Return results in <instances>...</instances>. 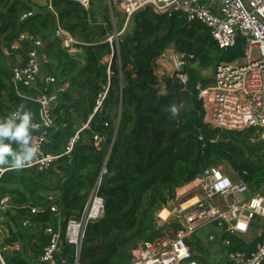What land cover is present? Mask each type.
Listing matches in <instances>:
<instances>
[{
  "label": "trees",
  "instance_id": "1",
  "mask_svg": "<svg viewBox=\"0 0 264 264\" xmlns=\"http://www.w3.org/2000/svg\"><path fill=\"white\" fill-rule=\"evenodd\" d=\"M28 13L32 15L21 20ZM115 14L116 27H123L125 16ZM88 18V12L76 0H51L44 7L29 0H0V93L5 91L9 103L3 116L24 101L3 81L11 78V70L4 65V51L11 50L22 32L43 41L50 60L47 71L60 84L69 85L71 99L45 134L42 150L58 156L52 170L6 173L0 181V197H11L16 211L13 219L31 221L30 205L47 206L50 201L41 194L59 190L60 212L67 219L82 213L100 178L98 194L104 200V214L87 227L80 264H130L140 242L161 236L155 214L163 208L164 199H175L185 178L193 180L208 165L224 162L237 180L247 184L250 193H259L264 184V153L262 148L249 144V131L238 133L206 124L194 89L199 82L205 86L210 83L202 72L242 56L241 41L232 49L220 50L205 26L190 23L181 14L160 16L148 9L135 15L129 34L118 51L112 52ZM104 19L109 25L107 14ZM58 27L80 43L79 54H69L61 46L55 36ZM29 48L24 43L17 53L24 55ZM169 48L189 60L185 91L173 78L156 73L158 58ZM105 89L107 96L94 113L96 99ZM90 117L89 129L78 132ZM76 135L71 155H65L66 146ZM95 135L104 138L101 150L93 147ZM47 175L57 179L59 188L47 182ZM46 209L37 215L42 221L52 222V213ZM150 224H154L153 230L148 229ZM168 228L174 234L180 225L171 223ZM230 240V251H249L258 239L250 245L240 237L232 236ZM186 244L194 261L211 263L212 245L206 241L203 229ZM73 254V247L65 246L68 264H72ZM9 263L29 264L18 252Z\"/></svg>",
  "mask_w": 264,
  "mask_h": 264
},
{
  "label": "built area",
  "instance_id": "2",
  "mask_svg": "<svg viewBox=\"0 0 264 264\" xmlns=\"http://www.w3.org/2000/svg\"><path fill=\"white\" fill-rule=\"evenodd\" d=\"M76 2L89 12L91 0ZM104 4L111 14L117 9L125 16L123 27L120 30L114 29L104 40L110 45L112 52L114 49L118 51L123 42L122 34L128 17L149 5L154 7L155 10L152 11L155 14H181L188 22L205 26L220 50L232 49L241 41L242 56L229 63L216 64L210 83L205 86L199 82L194 89L197 100L203 106L206 124L214 129L238 133L249 131V144L264 148V0H104ZM31 15H23L21 20ZM55 36L69 54L77 52L75 46L78 43L69 33L58 27ZM24 43H28L30 48L23 64L12 69L10 82L14 93L22 100L26 97L20 93V88L31 89L39 84L38 95L30 101L37 106L41 119L40 123H33L36 126L33 130V142L39 146V152L23 169L45 172L58 159V156L46 154L42 150L45 134L48 128L55 125L53 106L67 94L69 85L60 84L55 77L49 75L40 79L42 68L49 64L44 43L39 37L22 32L11 49H20ZM156 63L158 75L173 78L182 91L186 90L189 60L184 54L169 48L162 52ZM107 91L105 89L98 95L94 113L101 108ZM22 109L23 103L13 112ZM90 120L91 117L78 132L88 130ZM76 140L77 135L69 141L65 155H71ZM103 142V137H93V147L96 150L102 149ZM112 144L113 139L108 147V155ZM107 159L108 156L105 163ZM13 171L19 170L11 165H0V181L2 176ZM100 182L99 178L82 213L68 217L63 230H54L52 227L44 229L48 242L41 250L38 264H68V259L64 256L65 246L74 249L72 264H80L87 227L104 214V200L98 194ZM180 188L176 191L175 199L169 201L172 207L166 206L155 214L156 226L177 223L180 230L172 236L140 242L132 252L130 264H199L193 260L186 240L202 229L209 244L218 242L220 247L229 248L225 257L232 264H264V230L251 250L230 251V237L246 234L256 219H264V185L259 193L252 194L243 181L234 182L219 166L208 165ZM10 202L9 197H0V211L9 208ZM46 210L31 207L30 213L43 214ZM49 211L58 216L61 213L55 206H51ZM29 224L30 220L24 219L23 226L27 227ZM2 230L0 225V264H8L7 255L17 251L18 247L3 238ZM214 230L226 237L218 238L217 231Z\"/></svg>",
  "mask_w": 264,
  "mask_h": 264
},
{
  "label": "crops",
  "instance_id": "3",
  "mask_svg": "<svg viewBox=\"0 0 264 264\" xmlns=\"http://www.w3.org/2000/svg\"><path fill=\"white\" fill-rule=\"evenodd\" d=\"M29 1L36 6L44 7V6H48L50 4L51 0H29ZM105 8H107V6L104 4V0H91V7H90L89 12H88V15H89L88 20H89V24L91 25V27H94L98 30L100 36L102 33H103V35L108 36V34L112 33L114 29H117L116 19L114 18L113 14L115 12H118L119 10L114 9L113 14H111L109 9L107 8V10H105ZM104 14H107L109 25L105 22L106 20L104 19ZM73 39L75 40V38H73ZM105 39H103V41ZM14 42H13V44H14ZM77 43L78 44L75 46V48L77 49V52L72 54V55H76V54H79L81 52V48L79 46L80 43L79 42H77ZM18 50L19 49H16V50L12 49V51H4V53H5L4 65L6 68L10 69L11 71L15 66L23 64V62L25 61V58H26V54H24V55L18 54L17 53ZM12 56H13V59L11 58ZM48 65H50V60H49ZM46 66H44L42 68L40 79L43 78L44 76H48V75L52 76L48 73ZM209 79L211 80V78H209ZM3 81L5 84L10 85L12 87L10 80L8 82L5 79H3ZM58 83H59V81H58ZM38 88H39V84L35 88H31V89L20 88V93L26 97L25 100L23 99L24 101L21 102V103H23V109L22 110L23 111H30L32 113V117H33L32 122L33 123H40V119H41L39 116L38 110L36 109V111H35L32 109L31 105L32 104L35 105V103L33 101H30L32 98H35L38 95L37 94ZM12 89H13V87H12ZM15 96H16V94H15ZM70 103H71V99L68 96V92H67V94L63 98H60L58 100V102L53 106V114H52L53 118L55 119V118L60 117L62 115L63 106L66 104H70ZM8 106H9V103H7L6 93H5V91H1V93H0V118L4 117L3 114L6 113V111H8L6 109V107H8ZM35 107L37 108L36 105H35ZM55 110H56V113H55ZM118 119H119V117H117L116 120L114 119V122H117ZM254 147H258V146H254ZM259 148H262V151L264 153V148L263 147H259ZM107 155H108V151H107ZM263 159H264V156H263ZM105 160H106V158H105ZM105 160H104L103 164H105ZM52 168H53V165L51 166L50 169H48L45 172L52 170ZM55 172L58 175L60 174L58 170H56ZM39 173H43V172H39ZM235 181H241V180L236 179ZM47 182L51 183L52 185H55L56 188L57 187L59 188V183H58L57 179L50 176V175H47ZM10 187L12 189L14 188L13 186H10ZM262 187H261V189H262ZM179 189H181V188H179ZM261 189H260V191H261ZM4 196L9 197L10 201H11V197L9 195H4ZM41 196L48 199L50 201L49 204L47 206H43V207H38V206L32 204V205H30V206H32V208H37V209L38 208H50L51 206H55L60 210L59 190L55 191L54 193L53 192L43 193V194H41ZM11 203H12V206H8L9 208H7L6 210L0 211V223H1L0 225L2 226V229H3L2 230L3 238H7V240L10 243H12L13 245H16L18 247V249H17V251H13L14 253L13 252L9 253L7 255V257L9 259L11 256L15 255L16 252H18L21 254L22 258L27 263L38 264V258H39L38 254L41 252L42 248L47 244L45 242H48V238L43 232L44 229L47 227H52L54 230H63V228L65 226V220L66 219L62 217L61 213L58 216L57 213L50 212V213H52L51 220L53 219V221L52 222H49L48 220L42 221L41 216L36 214V215H32L33 218L30 221L29 226L24 227L23 221H24V219H27V218L21 219V218L17 217L15 219H13L14 216H16V211L14 210V205H13L12 201H11ZM256 220L264 221V219H256ZM251 228H252V225L246 234H237L233 237L242 238V240L247 245L253 244V242L255 240L260 239L262 232L264 230V226H263L261 233L258 234L257 236H254V237L251 235ZM214 231H217V230H214ZM216 233L218 235V238L219 237L222 238L221 232L217 231ZM249 234L252 236V239L249 237ZM12 239H14V240L10 241ZM211 245H213V246H211ZM211 245H210L211 246L210 250L212 252V257L214 259V260L212 259L211 263L232 264L225 257L226 251H228L229 248L226 249V248H223L222 246L220 247L218 242L215 244H211ZM8 264H10V263H8Z\"/></svg>",
  "mask_w": 264,
  "mask_h": 264
},
{
  "label": "clouds",
  "instance_id": "4",
  "mask_svg": "<svg viewBox=\"0 0 264 264\" xmlns=\"http://www.w3.org/2000/svg\"><path fill=\"white\" fill-rule=\"evenodd\" d=\"M32 120V113L23 110L0 119V165L10 164L20 170L37 157L39 146L33 142L36 126ZM13 144L17 147L13 148Z\"/></svg>",
  "mask_w": 264,
  "mask_h": 264
},
{
  "label": "rangeland",
  "instance_id": "5",
  "mask_svg": "<svg viewBox=\"0 0 264 264\" xmlns=\"http://www.w3.org/2000/svg\"><path fill=\"white\" fill-rule=\"evenodd\" d=\"M119 12V11H118ZM116 13V12H115ZM114 13V14H115ZM116 15V14H115ZM122 28V26L120 27L119 25L117 26V30H120ZM109 35V34H108ZM107 35H103V33L101 34V38L102 40L106 38ZM105 37V38H104ZM214 73V67L211 68L210 70L206 71V72H202V77L203 78H211V76L213 75ZM32 106V109L36 111V107L34 104L31 105ZM55 113H56V110H55ZM221 167V170L223 171V173L227 176H229L233 181H235L237 179L235 173L226 165V163L222 162L220 165H218ZM168 204H166L164 207L168 206V207H172V203H169L167 201ZM162 208V209H163ZM168 225L169 224H165L163 225L162 227H159L157 226L156 229L160 228L161 229V236L160 237H168V236H172L173 235V232L168 228ZM263 226H264V221H261V220H255L253 223H252V228H251V235L254 237V236H257L258 234L261 233L262 229H263ZM205 234V233H204ZM202 235V234H201ZM249 234V237L252 239V236ZM204 236V235H203ZM220 248V247H219ZM218 249V248H217ZM213 257H212V252H211V261H212ZM214 260V259H213Z\"/></svg>",
  "mask_w": 264,
  "mask_h": 264
},
{
  "label": "water",
  "instance_id": "6",
  "mask_svg": "<svg viewBox=\"0 0 264 264\" xmlns=\"http://www.w3.org/2000/svg\"><path fill=\"white\" fill-rule=\"evenodd\" d=\"M244 2H245V0H243ZM148 9H151V10H155L154 9V7L153 6H145V7H143V8H140L139 10H137L136 12H134L132 15H130L129 17H128V19H127V23H126V26H125V29H124V32H123V34H122V36H123V38H126V36L128 35V33H129V31H130V29H131V26H132V23H133V20H134V17H135V15L137 14V13H139V12H141V11H144V10H148ZM157 15H166V13H157ZM9 51H12V49L11 50H9ZM10 165V164H9ZM190 181V178L189 177H187V178H185L184 180H183V183L185 184V183H188ZM11 188V187H10ZM162 204H163V206H165L166 204H167V199H164L163 201H162ZM10 206H12V203L10 202V204H9ZM154 224H150L149 226H148V229H150V230H153L154 229Z\"/></svg>",
  "mask_w": 264,
  "mask_h": 264
},
{
  "label": "bare ground",
  "instance_id": "7",
  "mask_svg": "<svg viewBox=\"0 0 264 264\" xmlns=\"http://www.w3.org/2000/svg\"><path fill=\"white\" fill-rule=\"evenodd\" d=\"M187 205H188V204H187ZM187 205H186V206H187ZM165 215H166V212H164V216H165Z\"/></svg>",
  "mask_w": 264,
  "mask_h": 264
}]
</instances>
